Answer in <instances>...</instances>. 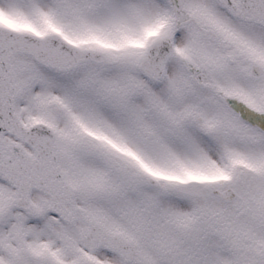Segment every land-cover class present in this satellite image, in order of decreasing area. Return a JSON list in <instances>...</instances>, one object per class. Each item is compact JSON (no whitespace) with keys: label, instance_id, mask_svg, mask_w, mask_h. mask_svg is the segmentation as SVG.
<instances>
[{"label":"snow or ice","instance_id":"1","mask_svg":"<svg viewBox=\"0 0 264 264\" xmlns=\"http://www.w3.org/2000/svg\"><path fill=\"white\" fill-rule=\"evenodd\" d=\"M0 264H264V0H0Z\"/></svg>","mask_w":264,"mask_h":264}]
</instances>
